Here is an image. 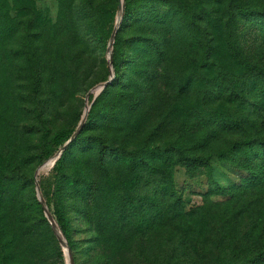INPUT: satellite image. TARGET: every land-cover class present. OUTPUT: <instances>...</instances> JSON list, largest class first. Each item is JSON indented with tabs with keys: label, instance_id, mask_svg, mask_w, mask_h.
I'll return each instance as SVG.
<instances>
[{
	"label": "rangeland",
	"instance_id": "rangeland-1",
	"mask_svg": "<svg viewBox=\"0 0 264 264\" xmlns=\"http://www.w3.org/2000/svg\"><path fill=\"white\" fill-rule=\"evenodd\" d=\"M122 3L0 0V264H248L251 250H264V187L234 189L239 174L215 159L211 181L203 170L174 165L185 218L173 226L158 221L163 209L147 206L145 175L129 187L127 160L111 153L103 162L99 149L100 141L106 154L150 140L188 142L196 112L221 100L229 75L246 87L238 113H250L252 121L244 124L264 137V79L225 57L224 0H131L126 20L119 18ZM237 4L264 9V0H234L231 7ZM231 32L264 64L259 21L238 17ZM210 44L227 68L221 78L203 59ZM104 90L111 101L82 125L86 102ZM75 125L81 138L63 159L42 160L43 149ZM7 158L16 170L7 169ZM24 176L40 182L51 200L47 218L36 184ZM216 184L232 187L238 204L254 210L235 213L238 204L223 203ZM56 210L69 225L70 253L58 247Z\"/></svg>",
	"mask_w": 264,
	"mask_h": 264
},
{
	"label": "trees",
	"instance_id": "trees-1",
	"mask_svg": "<svg viewBox=\"0 0 264 264\" xmlns=\"http://www.w3.org/2000/svg\"><path fill=\"white\" fill-rule=\"evenodd\" d=\"M218 1L222 2L223 0ZM224 1L227 3V19L223 24L227 29L224 49L225 57L242 70L255 73V76L264 79V64L261 65V61L256 59L252 52H247L245 49H242L237 40V36L231 32V26L238 17L247 20L255 19L259 21L261 28L264 29V9L253 10L242 4H237L235 6L236 9H234L231 7L234 0ZM130 5L131 0H123V3L118 6L119 18L122 17V19L126 20L129 17ZM111 42L115 43L113 37ZM213 47V44L208 46L203 59L207 63L208 70L217 72V78H221V73L224 74L227 72V68L217 58ZM108 70L109 72H115L114 63L111 60L108 62ZM228 78L229 85L226 84L221 100H219L220 98L211 100L208 108H204L206 111L205 114L196 112L194 118L195 128L192 137L186 143L179 140L169 145H160L150 140V142H146L129 150L121 148V151L117 149L116 151L110 150V153L108 152L106 154L104 148H102L103 142L100 141L102 145L99 149V156L103 162H106L111 157V153L113 157L122 155L127 160V169L130 175L129 187L136 186L138 180L136 176L138 174L142 173L145 175L143 188L148 195L146 196L148 199L147 206L149 208L153 206L152 208L158 212L163 209L158 221L167 220L173 226L174 224L181 226V221L185 218V214L180 209L182 199L177 194L172 181L171 168L174 165H180L188 172L203 170L199 172H203L211 181L214 170L212 159H215L227 165L229 169L234 170V173L237 172L239 174L240 177L238 183L234 184V189H247L249 187L261 189L264 187V137L261 134L255 136L256 132H252L248 128L251 125L250 123V125L244 124L247 123V120L252 121L250 113H247L246 117L238 113L239 107L244 101L246 87L243 84L237 85L230 75ZM116 79L117 76L114 73L113 80ZM106 93L109 94L110 90H104V93L99 96L95 103L92 102L89 104V101L86 102L88 105L87 112L86 114H81L80 117L81 120H84L82 125L95 121L97 108L102 101L108 99V101H111L112 95L107 96ZM77 128L78 125L67 128L59 139L47 145L43 149L41 159H63L68 150L69 143L71 141L77 142L81 138L78 136ZM4 165L10 171L16 170V165L11 158H7ZM40 171L41 169L38 170V173ZM24 177L36 184V188L34 189L35 199L40 205L41 215L47 218L51 214V200L41 187L40 182H37L32 176ZM234 189L216 184L214 192L224 198L222 199L224 201L223 203L235 207L238 204L237 199L240 197L239 195L235 196L236 194H232ZM158 197L161 199L159 200ZM163 201L168 202L166 208H164ZM246 204L247 206L244 208ZM236 208L240 210L235 213L244 215L254 210L249 208V202L238 204ZM52 215L60 232L58 240L59 250L62 253H70V230L67 219L61 210L52 212ZM227 215L219 217L225 221L227 220ZM151 217L152 215L149 218ZM251 218L252 216H250L249 228L255 227L256 225V220ZM154 224L157 225V222ZM180 231L185 233L183 226L180 228ZM251 251V257L247 260L248 264H263L264 250L259 248ZM244 261L238 263L245 264ZM228 263L233 264L234 262ZM70 264H72L71 261Z\"/></svg>",
	"mask_w": 264,
	"mask_h": 264
},
{
	"label": "water",
	"instance_id": "water-1",
	"mask_svg": "<svg viewBox=\"0 0 264 264\" xmlns=\"http://www.w3.org/2000/svg\"><path fill=\"white\" fill-rule=\"evenodd\" d=\"M113 34H114V33H113ZM113 34H112V37H113ZM112 37L110 38V43H111Z\"/></svg>",
	"mask_w": 264,
	"mask_h": 264
}]
</instances>
